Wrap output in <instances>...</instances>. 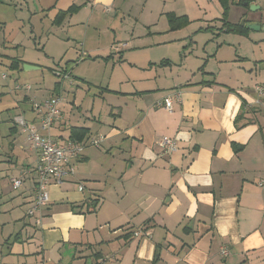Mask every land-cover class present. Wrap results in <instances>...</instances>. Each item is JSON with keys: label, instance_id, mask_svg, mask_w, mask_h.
<instances>
[{"label": "crops", "instance_id": "1", "mask_svg": "<svg viewBox=\"0 0 264 264\" xmlns=\"http://www.w3.org/2000/svg\"><path fill=\"white\" fill-rule=\"evenodd\" d=\"M256 1L252 5L258 6ZM214 2L220 7L218 0H57L51 5L55 15L48 21L65 31L59 41L77 42L84 52L82 61L108 62L115 56L100 55L110 41L98 38L103 19L94 13L85 16V10L102 7L110 13V8L125 3L142 6V13L154 11L159 19L164 17V27L159 32L156 23L146 22V33L130 37L142 39L145 48L184 49L187 40L179 33L191 23V12ZM71 7L75 10L56 25V15ZM241 14L238 11L236 20ZM169 15L186 17L189 23L172 30ZM108 21L103 30H110ZM220 30L203 46L208 59L200 80L191 78L182 51L179 59L148 63L145 80H155L154 85L146 83L140 91L124 89L123 83L121 89L106 87L115 120L104 136L98 135L101 127L94 118L80 113L74 90L72 101L62 100V118L51 136L62 143L75 142L69 139V129L84 128L87 136L79 143L87 144L95 134L101 143L108 142L105 152L113 156L109 164H100L99 147L86 146L73 162L74 176L48 188L49 204L41 212L40 223L27 216L34 200L36 154L19 142L22 135L17 128L9 129L13 142L1 147L18 157L15 163L9 160L11 174L0 176V264H264V111L259 109H264V96L258 98L254 92V86L264 83L256 77V66L249 67L254 63L263 67L264 53L239 51L245 39L255 48L260 45L252 41L250 31L240 36ZM155 37L156 43L150 40ZM222 37H234L228 39L237 45ZM66 54L57 70L68 75L74 61L65 59ZM175 62L179 66L172 69ZM225 67L230 70L222 81ZM78 80L93 85L90 77ZM63 84L57 81L51 89L24 94L21 103L26 106L17 116L37 124L30 102L68 93ZM176 93L180 101L174 100L168 113L163 99ZM164 137L176 140V152L163 153L158 143ZM25 170L31 173L18 190H12L10 180ZM88 209L94 212L87 213ZM138 231L142 234L135 236Z\"/></svg>", "mask_w": 264, "mask_h": 264}, {"label": "rangeland", "instance_id": "2", "mask_svg": "<svg viewBox=\"0 0 264 264\" xmlns=\"http://www.w3.org/2000/svg\"><path fill=\"white\" fill-rule=\"evenodd\" d=\"M48 1L0 0V176L3 177H8L11 174L8 171L10 166L9 160L12 159V163H15L18 155L15 151L5 146L1 147V145L13 142L12 136L9 135V129L11 127L17 128L14 119L17 115H20V111L18 110L26 106V103H21L24 94H30L34 89L38 88L51 89L55 82L62 81L65 91H68V93L63 92L60 95L64 103L72 101L74 95L71 92L74 90L76 103L81 106L80 113L88 115L90 119L94 118L96 121L94 124L97 128L101 127L98 135L104 136L103 133L111 128L115 120L110 115L111 109L108 106V98L111 95L107 96L104 93L106 87L121 89V83H123L126 84L124 85V89L140 91L147 87L145 86L146 83L154 85L152 82L155 80H145L148 76L145 73V69H147L145 67L148 66V63L159 62L167 57L172 59H176L177 57L179 59L182 51L185 52L188 58L186 69L191 71V78L200 80L208 59L203 52V46L213 37L212 33L213 35L221 33L220 28L222 27V23L219 19L221 10L218 5H215V2L214 4L210 3L207 7H203L204 10L191 12V23L182 33H179L182 37H186L187 40L184 49L180 47L157 48L156 46L150 48L147 46L148 48H145L142 44V39H132L130 37L131 34L138 36L144 32L146 33L148 31L144 28L146 22H148L147 25L156 23L155 30L160 32V29L164 27L165 18L159 19L154 11L151 14L147 11L142 13V6L132 8L126 3V6L110 8V13L105 12L106 8L102 7H98L93 11L88 9L85 10V16L94 13L97 14L96 16L99 19H103L101 21V28L105 29L107 27V19L110 22L108 23L110 30L106 31L100 28L99 40H108L110 38L106 51L100 53V55L106 57L111 54V47L113 45L125 43L127 44V49L119 56L110 58L108 62L98 61L97 59H85L82 61L84 52L76 47L77 42L70 41L66 44V41H59L62 32L65 34V31H58L56 27L50 26L48 18L52 19L55 15L54 8L51 5L52 3H56L57 0H53L51 3ZM157 1L160 2L161 0ZM256 3L258 6H261L260 10L251 11L249 8L247 9L236 3L233 4L232 11L227 20L233 23L245 20L246 22H256L261 26V29L258 31H250L252 41L260 43L259 49L258 47H253L249 39H245L239 48L241 53H249L250 50L258 54L264 53V2L263 0H257ZM238 11L242 12V14L236 20ZM104 19L106 20L104 21ZM113 31H115L116 35L113 34ZM77 32L78 30L74 31L75 34ZM222 38H225V41L230 45H237L234 41H230L234 37ZM150 40L154 43L157 42L156 37ZM221 41L222 39L219 42ZM129 53L131 55L128 57ZM65 54V59L73 60L74 64L69 68L68 75L63 79H59L54 76L52 70H57L59 67L58 63H61V58ZM79 54L80 57L76 58ZM92 57L94 58L95 56ZM118 58L125 61L122 62L121 60L119 62ZM13 60L22 62L18 70H11L9 68ZM25 65L34 66L37 70L27 71L24 69ZM178 66L179 62H175L172 65V69H177ZM254 66H256V73H258L256 77L258 78L259 76L264 83V66L259 67V64L255 65L254 63L249 67L253 69ZM211 68H213V63L210 61L209 69ZM225 69L227 72L220 74L222 81L228 78L230 70L229 67H225ZM156 70H158V67L154 68L152 72ZM174 72L176 71L174 70ZM83 76L90 77L93 85H87L78 80L83 79ZM128 79L129 81L126 82ZM258 85L261 84L258 83ZM16 86L20 88L28 86L29 89L17 91L15 90ZM259 109L261 112L264 111L261 107ZM17 130L20 133L18 128ZM94 135H92L93 137L90 140L96 138L97 135ZM22 136L18 137L19 142H23L26 145L25 148L29 151V146L25 143L26 141H23ZM107 145L108 142L104 141L97 149L100 152L98 154V163L100 164H109L112 160L113 152L110 155L105 152ZM94 150L92 149V151ZM118 152L119 150L115 148L114 154L118 155ZM18 163H21V161ZM11 165L15 166L16 164ZM31 218L35 220V217Z\"/></svg>", "mask_w": 264, "mask_h": 264}, {"label": "built area", "instance_id": "3", "mask_svg": "<svg viewBox=\"0 0 264 264\" xmlns=\"http://www.w3.org/2000/svg\"><path fill=\"white\" fill-rule=\"evenodd\" d=\"M109 9L106 10L108 12ZM127 49V44L122 43L111 47V54L119 56ZM56 77H66L61 70L53 72ZM28 90L29 87H15V90ZM254 92L258 98L264 96V86H254ZM60 95H54L40 103H31L32 110L37 117V124L30 123L23 116H17L14 119L16 127L24 136L29 146V151L36 154L33 172L36 176L34 183V200L27 211L28 217H35L36 223L41 221V212L49 204L48 188L50 186H61L66 178L74 176L75 168L73 162L77 160L86 146L99 147L102 139L96 138L89 140L87 144L79 142H59L55 140L50 132L56 122L61 120L62 115L59 105L62 102ZM180 101L178 93L175 96H167L163 99L162 106L168 113L173 111V101ZM258 103V102H257ZM163 153L170 154L177 151L176 140L164 137L158 143ZM30 170L22 171L17 178L10 180L12 190H18L24 179L30 174ZM83 190V186H79V191ZM141 231L135 232V236H139ZM225 253V251H223Z\"/></svg>", "mask_w": 264, "mask_h": 264}, {"label": "trees", "instance_id": "4", "mask_svg": "<svg viewBox=\"0 0 264 264\" xmlns=\"http://www.w3.org/2000/svg\"><path fill=\"white\" fill-rule=\"evenodd\" d=\"M264 2V0H263ZM218 3L222 9V14H221V21L223 23L222 25V30L226 33H231L235 35H240V36H246L249 30H247L245 27H241L239 23L236 24H230L227 22V17L229 13V8L231 4H237V5H242L243 3H247L246 8H249V5L254 4L255 0H218ZM75 10L74 7H71L68 11L66 12H60L56 15L54 19V23L56 25H59L62 19L68 15L69 13L73 12ZM168 21L170 28L172 30L180 29L185 27L189 21L186 17H180L177 18L173 15L168 16ZM22 64L19 60H13L10 64V69L11 70H18L19 66ZM87 136V130L84 128H76L72 127L69 129V139L75 142H81L83 139H85ZM89 208H94L93 205H90ZM87 213H92L94 212V209L92 210H87Z\"/></svg>", "mask_w": 264, "mask_h": 264}, {"label": "water", "instance_id": "5", "mask_svg": "<svg viewBox=\"0 0 264 264\" xmlns=\"http://www.w3.org/2000/svg\"><path fill=\"white\" fill-rule=\"evenodd\" d=\"M241 6H243V7H246L247 6V3H243ZM249 9L251 10V11H253V10H258L259 9V7L258 6H254V5H249ZM239 25L242 27H245L247 30H249V31H258V30H260L261 29V26L258 24V23H256V22H246L245 20H241L240 22H239ZM264 29V28H263ZM24 69L25 70H37V68L36 67H34V66H29V65H25L24 66Z\"/></svg>", "mask_w": 264, "mask_h": 264}]
</instances>
